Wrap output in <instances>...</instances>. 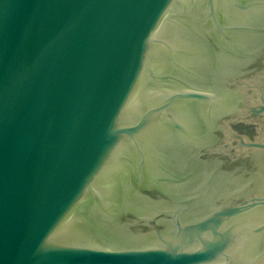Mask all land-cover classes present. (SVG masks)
<instances>
[{
  "label": "water",
  "instance_id": "1",
  "mask_svg": "<svg viewBox=\"0 0 264 264\" xmlns=\"http://www.w3.org/2000/svg\"><path fill=\"white\" fill-rule=\"evenodd\" d=\"M0 264H264V0H0Z\"/></svg>",
  "mask_w": 264,
  "mask_h": 264
}]
</instances>
